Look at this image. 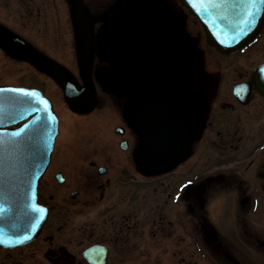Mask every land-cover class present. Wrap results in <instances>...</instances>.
<instances>
[{"label":"flooded vegetation","instance_id":"af4514ba","mask_svg":"<svg viewBox=\"0 0 264 264\" xmlns=\"http://www.w3.org/2000/svg\"><path fill=\"white\" fill-rule=\"evenodd\" d=\"M0 4V51L30 63L40 84H57L77 115L59 151L62 117L51 94L40 89L58 116L37 184L36 201L46 217L30 239L0 243V264H264V72L255 74L264 64L259 0H199L195 9L202 19L182 0ZM246 7L256 13L245 30L255 36L250 43L222 52L206 41L210 22H242ZM79 12L90 35L87 77L79 56ZM31 19L40 31L46 19L55 31L68 30L75 69L34 43ZM29 51L59 64L73 87L88 78L87 104L77 107Z\"/></svg>","mask_w":264,"mask_h":264},{"label":"water","instance_id":"95a60500","mask_svg":"<svg viewBox=\"0 0 264 264\" xmlns=\"http://www.w3.org/2000/svg\"><path fill=\"white\" fill-rule=\"evenodd\" d=\"M182 2L192 8L187 0H182ZM193 3L195 4L194 1ZM192 11L201 19L204 18L199 11L194 9ZM211 23V27L215 29L213 21ZM224 26L228 28L225 30L234 32L214 33L210 26H206L207 42L223 52L239 49L254 37L253 34L238 33L242 28L248 29L241 20L232 25H223L219 29L224 30ZM89 39L90 35L81 32L79 28V56L86 77L89 63ZM28 55L66 86L77 107L80 108L87 104L91 96L88 78L85 86L73 87L67 78V73L60 65L47 61L31 51ZM262 69L264 66L258 67L255 72L256 76L261 74ZM0 88H20L34 93V96L29 98L18 93L0 92V240L18 242L24 235L33 236L45 218V211L40 210L36 203V189L38 179L49 160L57 131V117L51 110L49 99L40 91L10 85H0ZM34 108L39 110L33 111ZM28 116L30 118L16 128H1ZM37 116H40L41 120L37 121ZM49 116L51 119L47 120ZM45 121H47V127L42 126ZM37 219L39 223L32 231L31 226Z\"/></svg>","mask_w":264,"mask_h":264},{"label":"rangeland","instance_id":"374dc122","mask_svg":"<svg viewBox=\"0 0 264 264\" xmlns=\"http://www.w3.org/2000/svg\"><path fill=\"white\" fill-rule=\"evenodd\" d=\"M1 6L2 5L0 4V7ZM2 11L4 14L5 11ZM53 22L54 21H51L50 19H46V29H41L40 31L39 29H37V19L30 20V31L38 34V37H35L37 41L34 37H32L34 43L47 55L57 59L64 65L75 69L77 65L75 50L73 47V36L69 34L68 30H66L64 34L55 31V26L52 27ZM51 27L53 30H51ZM35 70L36 68H34L30 63L15 59L10 55L8 56V53L0 51V83L32 84L33 86H36L39 89H43L51 94L55 102V108L62 117L60 125V135L57 138V141H59L58 149L60 151L61 148L64 147L66 143L65 141L70 138L69 135H71L73 129L72 122H75L77 115H74L67 107L66 103L63 101L61 89L58 87V85L55 83L53 84L50 79H46V82L44 84L45 86L43 84H40L41 82L39 83L38 79L34 78L36 77ZM78 149H81V147ZM60 154L64 153L61 152ZM80 154L82 155V157L87 156V153L85 151ZM57 159L58 156H56L55 161H57ZM47 178L48 176L43 179L44 183L46 182Z\"/></svg>","mask_w":264,"mask_h":264},{"label":"snow or ice","instance_id":"6c2138e0","mask_svg":"<svg viewBox=\"0 0 264 264\" xmlns=\"http://www.w3.org/2000/svg\"><path fill=\"white\" fill-rule=\"evenodd\" d=\"M252 3H255V0H251ZM259 2L261 4H264V0H259ZM246 16L247 18L245 20L242 21V23L244 24H247L248 27H252V24L256 21V13H254L252 10H251V7H246ZM242 32H244V34H246L245 30L242 28L241 29ZM262 72H264V69L261 70ZM242 88H244L246 90V86H242ZM239 91L240 89L237 90V94H239ZM0 92H12V93H18V94H22L24 97H33L34 96V93H31V92H28L24 89H20V88H0ZM39 109L38 108H34L33 111H38ZM51 117L49 116L47 118V120H50ZM36 120L39 121L41 120V117L40 116H37L36 117ZM43 127H47V121L44 122V124L42 125ZM27 127V125H26ZM23 130V129H22ZM14 135H16L14 133ZM39 223V220L37 219L36 221L33 222L32 226H31V230L34 231L37 227V224ZM31 237L28 236V235H24L22 237H20V241H24V240H28L30 239ZM0 242H3L2 240H0Z\"/></svg>","mask_w":264,"mask_h":264},{"label":"bare ground","instance_id":"6f19581e","mask_svg":"<svg viewBox=\"0 0 264 264\" xmlns=\"http://www.w3.org/2000/svg\"><path fill=\"white\" fill-rule=\"evenodd\" d=\"M79 15H80V17H82V15H81V13L79 12ZM85 18L84 17H82V18H80L79 19V28H80V31L81 32H83V33H85L83 30H84V28L82 27V25H83V23H84V20ZM48 72V71H47ZM49 73H51V72H49ZM68 78V80H69V82H70V84H71V86H72V83H71V81H70V79H69V77H67ZM65 86V85H64ZM66 87V86H65Z\"/></svg>","mask_w":264,"mask_h":264}]
</instances>
